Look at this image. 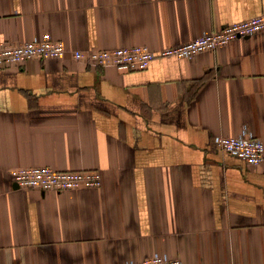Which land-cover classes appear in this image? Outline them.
<instances>
[{
  "label": "crops",
  "instance_id": "1",
  "mask_svg": "<svg viewBox=\"0 0 264 264\" xmlns=\"http://www.w3.org/2000/svg\"><path fill=\"white\" fill-rule=\"evenodd\" d=\"M264 14V0H0V41L158 51ZM264 34L141 70L63 58L0 68V264H264ZM98 170L99 187L19 188L12 171Z\"/></svg>",
  "mask_w": 264,
  "mask_h": 264
},
{
  "label": "built area",
  "instance_id": "2",
  "mask_svg": "<svg viewBox=\"0 0 264 264\" xmlns=\"http://www.w3.org/2000/svg\"><path fill=\"white\" fill-rule=\"evenodd\" d=\"M258 33L264 34V14L232 22L220 29L204 32L194 39L158 51L142 44L111 49L91 47L86 50H70L47 31L21 43L0 41V68L21 65L31 59L63 58L70 54L78 61L113 65L128 71L141 70L147 68L157 57L174 56L187 59L232 40ZM214 140L222 151L235 155L248 164L258 165L264 160V143L247 125L235 136L216 135ZM12 176L19 188H38L44 191L99 187L102 184V175L98 170L59 171L50 166H27L13 170ZM124 264L183 263L180 258L157 252L141 260L130 259Z\"/></svg>",
  "mask_w": 264,
  "mask_h": 264
}]
</instances>
